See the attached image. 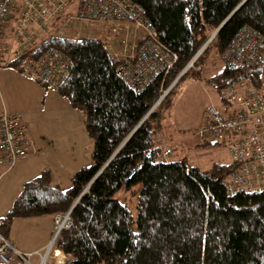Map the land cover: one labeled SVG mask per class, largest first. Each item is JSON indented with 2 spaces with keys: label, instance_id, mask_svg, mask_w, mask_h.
Returning <instances> with one entry per match:
<instances>
[{
  "label": "trees",
  "instance_id": "trees-1",
  "mask_svg": "<svg viewBox=\"0 0 264 264\" xmlns=\"http://www.w3.org/2000/svg\"><path fill=\"white\" fill-rule=\"evenodd\" d=\"M136 1L160 40L177 54L164 77L141 88L118 75L117 60L98 38L56 36L10 60L22 71L28 53L51 45L69 57V74L54 88L71 106L85 110L93 152L92 162L78 168L67 187L52 182L50 168L26 180L0 217V230L8 237L15 217L64 213L76 201L71 225L59 231L53 245L67 256L63 264H264V187L228 193L225 179L237 165L233 158L215 160L207 168L190 163L185 155L160 158L166 143L157 135L161 104H169L173 88L196 70H184L146 115L166 90L161 93L163 86L218 27L198 54L209 50L220 54L223 67L211 76L215 87L241 79L259 86L264 61L230 69L222 54L244 24L264 35V0H245L237 9L242 0ZM11 113L24 122L20 113ZM25 127L31 139L26 123ZM137 182L141 188L134 229L127 205L114 194L123 184Z\"/></svg>",
  "mask_w": 264,
  "mask_h": 264
},
{
  "label": "built area",
  "instance_id": "built-area-1",
  "mask_svg": "<svg viewBox=\"0 0 264 264\" xmlns=\"http://www.w3.org/2000/svg\"><path fill=\"white\" fill-rule=\"evenodd\" d=\"M85 24L86 29L81 28ZM56 36L93 37L103 41L117 60L118 75L130 86L141 88L157 76L164 77L177 54L154 31L136 0H0V63ZM223 59L230 69L264 61V35L242 25L228 42ZM197 54L190 60L194 61ZM71 60L60 49L47 46L28 53L22 71L44 85L58 87L69 74ZM230 107L214 103L206 108V119L194 131L198 141L227 143L236 167L225 179L232 194L238 190L259 191L264 187V76L259 86L241 79L218 88ZM25 123L15 113L0 112V161L13 165L33 149ZM172 151L162 146L161 159ZM71 225L67 212L54 215L52 237L45 256L55 255L59 231ZM58 249V248H57ZM59 251V250H58ZM29 252L20 250L0 230V262L21 260L32 264ZM63 264L65 257L58 258Z\"/></svg>",
  "mask_w": 264,
  "mask_h": 264
},
{
  "label": "rangeland",
  "instance_id": "rangeland-1",
  "mask_svg": "<svg viewBox=\"0 0 264 264\" xmlns=\"http://www.w3.org/2000/svg\"><path fill=\"white\" fill-rule=\"evenodd\" d=\"M81 28L86 29V25L82 24ZM7 65L9 66L6 68V72L0 70V106L3 104L8 106L11 105V107L15 106V104H18L19 106V104L24 100L23 98L18 99V97H16L11 99L14 86H18L16 85L18 82V76L16 73L12 74L11 72V70L15 68L10 66V64ZM188 67L196 70L197 74L194 75L192 70L187 73L173 88L170 95V103L161 104L160 110L162 112V118L157 133L158 138H160L163 142H168L172 149L171 153L166 155L165 159L172 160L185 155L190 163L195 164L200 168H207L211 166L215 160L228 161L232 158L227 143H208L202 145L199 143L198 138L194 135V131L198 128L200 123L206 119V108L210 103H214L221 110H226V107H230L222 100L218 89L211 81V76L222 69L223 62L218 52L209 50L205 54L196 57L194 61L191 62L190 60L187 63L185 70ZM177 76L168 86H163L161 93L164 89L166 90L163 92L164 95L159 101H161L162 98L170 91L171 87L178 79ZM46 89L54 90L55 88L47 87ZM15 93L16 95L20 94L18 88H16ZM56 95L51 98V105L56 106L58 103L59 100ZM66 99L69 109L65 113L64 119L67 120V122L69 121V126L66 128L67 132L65 134L69 135V140L72 139V141L71 143H65V151H63L60 156L54 159L53 157H55V153L51 156L53 161H50V167L47 168L52 170V175L55 179H57V182L61 183V185L69 186L72 182L74 172L81 166L92 162L93 138L89 135L85 126V110L73 108L69 103V99ZM45 100L48 101V96ZM3 111L4 109L1 112ZM45 114L46 112L41 113V115ZM51 154L52 152H49L47 155L50 156ZM11 167L12 165L10 166L5 162L0 161V178ZM12 176V174L3 176L0 182V189L4 185V182L11 180ZM140 188V182L134 183L130 186L123 184L114 194L117 199L127 205L132 216V226L134 229L136 228V204ZM20 190L21 188L19 191ZM56 251L58 252V250ZM56 251L55 255L57 254ZM36 255L37 253L30 257L32 264L38 263ZM55 255L53 258H50L52 264H60L61 262H57ZM63 255H65V253H63ZM58 257L62 258L60 256ZM64 257V260L66 261L67 257Z\"/></svg>",
  "mask_w": 264,
  "mask_h": 264
},
{
  "label": "crops",
  "instance_id": "crops-1",
  "mask_svg": "<svg viewBox=\"0 0 264 264\" xmlns=\"http://www.w3.org/2000/svg\"><path fill=\"white\" fill-rule=\"evenodd\" d=\"M0 66H2L0 70L6 72L5 70H7L6 68L9 65L0 63ZM10 66L15 68L11 70L12 74L16 73L18 76V78L16 77L18 79L16 85L18 86H14L11 99L18 97V99L23 98L24 100L19 106L15 104V106L11 107V105L3 104L0 106V112L4 109V111L20 113L21 118L26 123L33 149L30 153L17 159L4 174H12L13 176L10 181L4 182L0 189V217L12 206L15 196L18 194L19 189L22 188V184L38 174L43 168L50 167V161L60 156L65 151L66 144L72 141V139L69 140V135L65 134L67 132L66 128L69 126V121L67 122L64 119L65 113L69 109L66 103L67 97L60 94L56 88V90L46 89L47 86L32 79L17 67L11 64ZM16 88L20 91L19 95L15 93ZM55 95L59 100L56 106L50 104L51 98ZM47 96L48 101L45 100ZM44 112L46 114L41 115ZM49 152H52L50 156L47 155ZM54 153L55 157L52 159L51 156ZM3 176L0 178V182ZM52 182L61 185L54 176ZM53 222L54 214L52 213L17 216L12 220L8 229V237L20 250L31 253L30 257L37 253V264H41L42 258L46 254L47 244L51 239ZM56 250L61 249L56 248ZM50 258L52 257L46 258L45 264H52ZM0 264L25 263L21 260H10L8 262H0Z\"/></svg>",
  "mask_w": 264,
  "mask_h": 264
},
{
  "label": "water",
  "instance_id": "water-1",
  "mask_svg": "<svg viewBox=\"0 0 264 264\" xmlns=\"http://www.w3.org/2000/svg\"><path fill=\"white\" fill-rule=\"evenodd\" d=\"M244 1H245V0H242V1H241V2L235 7V9H237V7L240 6ZM235 9H234V10H235ZM234 10H233V11H234ZM233 11H232V12H233ZM232 12H231V13H232ZM231 13H230V14H231ZM218 28H219V27H218ZM218 28L215 29V31H214V32L212 33V35L208 38V40H209V39L215 34V32L218 30ZM208 40H207V41H208ZM207 41H206V42L200 47V49L197 51V54L200 53V51L203 49V47L205 46V44L207 43ZM186 66H187V65H186ZM186 66H185V67H186ZM185 67H184L183 70L179 73V75H178L177 77H179L180 74L183 73V71L185 70ZM159 99H160V97L157 98V100H156V101L154 102V104L151 106L150 110L146 113V115L151 111V109H153V107L156 105V103L159 101ZM146 115H145V116H146ZM211 143H212V144H215L216 141H215V140H212ZM75 202H76V201H75ZM75 202L72 204V206H71L70 209L68 210V213H69V214H70V211H71L72 207L74 206Z\"/></svg>",
  "mask_w": 264,
  "mask_h": 264
},
{
  "label": "bare ground",
  "instance_id": "bare-ground-1",
  "mask_svg": "<svg viewBox=\"0 0 264 264\" xmlns=\"http://www.w3.org/2000/svg\"><path fill=\"white\" fill-rule=\"evenodd\" d=\"M165 92V91H164ZM164 95V93L163 94H161L159 97H160V99H161V97ZM159 99V100H160ZM56 253H57V256H60V257H62L63 258V252L61 251V250H59L58 252L56 251ZM59 258V257H58Z\"/></svg>",
  "mask_w": 264,
  "mask_h": 264
}]
</instances>
